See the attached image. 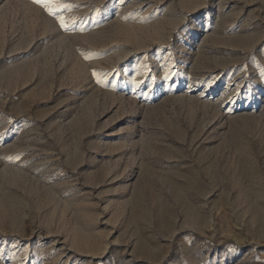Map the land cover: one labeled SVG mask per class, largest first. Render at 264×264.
I'll return each mask as SVG.
<instances>
[{
  "label": "rangeland",
  "instance_id": "374dc122",
  "mask_svg": "<svg viewBox=\"0 0 264 264\" xmlns=\"http://www.w3.org/2000/svg\"><path fill=\"white\" fill-rule=\"evenodd\" d=\"M0 264H264V0H0Z\"/></svg>",
  "mask_w": 264,
  "mask_h": 264
},
{
  "label": "snow or ice",
  "instance_id": "6c2138e0",
  "mask_svg": "<svg viewBox=\"0 0 264 264\" xmlns=\"http://www.w3.org/2000/svg\"><path fill=\"white\" fill-rule=\"evenodd\" d=\"M36 2L39 3V2H41V0H36ZM60 23H61V26L62 27H65L66 26L63 20H61Z\"/></svg>",
  "mask_w": 264,
  "mask_h": 264
}]
</instances>
